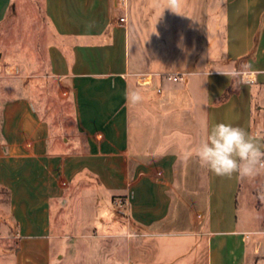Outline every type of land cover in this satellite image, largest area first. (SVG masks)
I'll return each mask as SVG.
<instances>
[{
    "label": "crops",
    "instance_id": "obj_1",
    "mask_svg": "<svg viewBox=\"0 0 264 264\" xmlns=\"http://www.w3.org/2000/svg\"><path fill=\"white\" fill-rule=\"evenodd\" d=\"M41 2L53 32L42 80L71 120L55 123L46 86L0 52V264H54L56 251L70 264H264L263 182L245 196L258 227L239 219L237 174L206 167L203 190L179 186L218 123L264 150V75L236 87L219 73H264V0H182V15L152 0ZM15 5L0 0V29ZM130 90L143 100L129 104Z\"/></svg>",
    "mask_w": 264,
    "mask_h": 264
},
{
    "label": "rangeland",
    "instance_id": "obj_2",
    "mask_svg": "<svg viewBox=\"0 0 264 264\" xmlns=\"http://www.w3.org/2000/svg\"><path fill=\"white\" fill-rule=\"evenodd\" d=\"M16 5L14 6L13 10L10 12V16L5 22V24L0 29V52L2 55H7L9 61L19 62L22 65L23 71L22 74H27L31 76L33 79V83L40 88L42 86H46V92L41 90H36L40 94L44 95L48 93L44 99L47 97L51 98L52 104H56L57 108V117L54 115V122L56 123H65L71 120V106L68 101H65L61 97V95L57 92V97L55 96V90L51 89L49 83L46 84L43 82V77L41 76L44 74L42 70V64L45 59V50L47 45L53 38V32L51 30V25L43 12V5L41 0H15ZM177 83V81H174ZM179 82H184V80H179ZM50 89V90H49ZM186 169H191L196 172L195 178L193 179H183L181 178L180 181V188L187 192L185 189L193 190L198 188L199 186L201 189H204V180H199L197 175H203L206 166H201L198 162H192L183 165ZM181 170V165H179ZM257 183L263 182L261 186L260 194L264 193V168L258 171V174L252 178H242V186H241V193L239 196V219L242 222L247 224V227H258V224H255L253 221V212L248 211V203L246 201V192L252 186L256 185ZM200 184V185H199ZM180 190V189H179ZM189 192V191H188ZM184 197L191 199H197V195L190 193H182ZM181 195H176L177 199ZM71 199V196L69 195ZM190 201V200H189ZM258 204L260 206H264V199L258 195L257 198ZM73 207L72 201H70L69 205L64 209V215L67 218H72L74 213L71 211ZM80 210L79 208H77ZM60 207L57 206V202L53 203V210H52V217H53V225L57 227V221L59 217ZM244 224V225H245ZM66 230H69V226H65ZM57 245V242H56ZM55 263L59 264H70L69 262V255L67 254L65 259L61 260L57 258V251L54 258Z\"/></svg>",
    "mask_w": 264,
    "mask_h": 264
},
{
    "label": "clouds",
    "instance_id": "obj_3",
    "mask_svg": "<svg viewBox=\"0 0 264 264\" xmlns=\"http://www.w3.org/2000/svg\"><path fill=\"white\" fill-rule=\"evenodd\" d=\"M182 0H152L154 7L165 9L182 15ZM235 82L236 87L255 86L257 77L264 75L255 69L251 63L241 68H232L229 72H219ZM129 104L135 105L143 100L139 90H130L125 95ZM201 166H206L215 175L231 178L237 174L240 178H252L264 168V150L257 142L256 137L245 129L228 123L214 125L206 138L195 150ZM264 199V193L260 194Z\"/></svg>",
    "mask_w": 264,
    "mask_h": 264
},
{
    "label": "built area",
    "instance_id": "obj_4",
    "mask_svg": "<svg viewBox=\"0 0 264 264\" xmlns=\"http://www.w3.org/2000/svg\"><path fill=\"white\" fill-rule=\"evenodd\" d=\"M120 21L125 22L126 21V17L125 16H121L120 17ZM169 79H173V80H183L184 79V74H176V75H168Z\"/></svg>",
    "mask_w": 264,
    "mask_h": 264
}]
</instances>
